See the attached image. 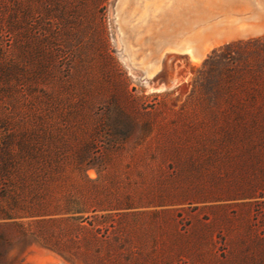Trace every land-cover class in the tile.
Listing matches in <instances>:
<instances>
[{
  "label": "trees",
  "instance_id": "obj_1",
  "mask_svg": "<svg viewBox=\"0 0 264 264\" xmlns=\"http://www.w3.org/2000/svg\"><path fill=\"white\" fill-rule=\"evenodd\" d=\"M10 1L6 15L0 0V253L12 225L71 263L118 264L153 167L183 171L187 149L194 168L221 154L264 164V37L213 50L164 123L158 102L130 93L104 20L106 49L81 54L86 0Z\"/></svg>",
  "mask_w": 264,
  "mask_h": 264
},
{
  "label": "rangeland",
  "instance_id": "obj_2",
  "mask_svg": "<svg viewBox=\"0 0 264 264\" xmlns=\"http://www.w3.org/2000/svg\"><path fill=\"white\" fill-rule=\"evenodd\" d=\"M5 3L8 15L11 1ZM226 3L230 4L228 17L217 30L231 27L241 35L244 29L257 26L262 32L217 42L194 62L186 53L169 54L156 68L148 69L128 48L123 32L128 25L120 21L118 0H86V11L79 13L83 16L80 52L95 60L91 48L106 49L102 22L108 18L111 57L127 73L130 93L144 96L148 109L154 108L153 101L158 102L156 107L163 110L158 120L169 123L170 109L184 102L197 70L213 50L231 41L264 37V0ZM8 24L5 18L6 29ZM178 156L184 162L183 171L173 172L168 161L161 169L153 167L155 179L139 183L147 199L143 207L132 209L143 214L128 221L129 252L119 256L118 264H264V164L254 168L247 157L221 154L210 161L202 159L206 161L201 162L202 168H194L186 160L200 159L189 149ZM88 175L94 178L96 174L89 170ZM4 231L8 240L2 243L0 264H84L65 260L31 236L24 238L15 226H6Z\"/></svg>",
  "mask_w": 264,
  "mask_h": 264
},
{
  "label": "crops",
  "instance_id": "obj_3",
  "mask_svg": "<svg viewBox=\"0 0 264 264\" xmlns=\"http://www.w3.org/2000/svg\"><path fill=\"white\" fill-rule=\"evenodd\" d=\"M227 0H118V14L128 48L139 64L156 68L167 55L186 53L194 61L239 32L219 29L227 19ZM227 12V13H226ZM218 14V15H217ZM257 26L241 37L260 34ZM234 34V35H232ZM238 36V37H239Z\"/></svg>",
  "mask_w": 264,
  "mask_h": 264
},
{
  "label": "built area",
  "instance_id": "obj_4",
  "mask_svg": "<svg viewBox=\"0 0 264 264\" xmlns=\"http://www.w3.org/2000/svg\"><path fill=\"white\" fill-rule=\"evenodd\" d=\"M104 24H105V30H106L107 37L110 40V37H109V35H110V32H109L110 23H109L108 18H106V19L104 18Z\"/></svg>",
  "mask_w": 264,
  "mask_h": 264
}]
</instances>
